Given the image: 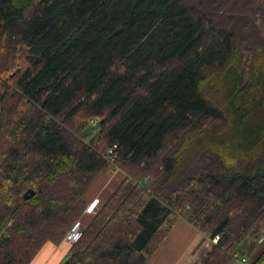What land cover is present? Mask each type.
I'll return each instance as SVG.
<instances>
[{"label": "trees", "instance_id": "trees-1", "mask_svg": "<svg viewBox=\"0 0 264 264\" xmlns=\"http://www.w3.org/2000/svg\"><path fill=\"white\" fill-rule=\"evenodd\" d=\"M113 169L63 264H146L181 219L202 264L264 239V0H0V264L60 245Z\"/></svg>", "mask_w": 264, "mask_h": 264}, {"label": "crops", "instance_id": "crops-1", "mask_svg": "<svg viewBox=\"0 0 264 264\" xmlns=\"http://www.w3.org/2000/svg\"><path fill=\"white\" fill-rule=\"evenodd\" d=\"M124 178L123 172L114 169L101 175L85 197L87 205L97 198L100 199V203L107 200ZM90 216H84L85 225L90 223L92 219ZM87 217L89 219L86 221ZM214 244V241L205 238L193 225L181 219L161 247L148 258L146 264H202V258L210 253ZM71 248L72 246L64 240L60 245L48 243L31 264H63ZM262 252H264V241L247 238L235 254V264H253Z\"/></svg>", "mask_w": 264, "mask_h": 264}, {"label": "built area", "instance_id": "built-area-1", "mask_svg": "<svg viewBox=\"0 0 264 264\" xmlns=\"http://www.w3.org/2000/svg\"><path fill=\"white\" fill-rule=\"evenodd\" d=\"M114 152V150H110L109 154H112ZM146 182H149V178L147 177L145 179ZM100 204V199H94L91 203H89L86 207V210L84 212L83 217H81L80 219H78L73 226L71 227V229L69 230V232L66 234L65 238H64V242L73 246L75 244H77L83 237L84 234V228H85V223L83 221L84 216H89V215H93ZM260 242H263L264 239L261 238L259 240ZM243 262H247L246 260H244Z\"/></svg>", "mask_w": 264, "mask_h": 264}, {"label": "water", "instance_id": "water-1", "mask_svg": "<svg viewBox=\"0 0 264 264\" xmlns=\"http://www.w3.org/2000/svg\"><path fill=\"white\" fill-rule=\"evenodd\" d=\"M35 195H36L35 190L30 189V190H28L27 193L25 194L24 199H25L26 201H29V200H31L33 197H35Z\"/></svg>", "mask_w": 264, "mask_h": 264}, {"label": "rangeland", "instance_id": "rangeland-1", "mask_svg": "<svg viewBox=\"0 0 264 264\" xmlns=\"http://www.w3.org/2000/svg\"><path fill=\"white\" fill-rule=\"evenodd\" d=\"M104 201H102V203H100L99 205L101 206L103 204ZM83 217V216H82ZM90 218H92V216H90ZM89 219V217L86 218V221ZM92 220V219H91ZM244 261V260H243Z\"/></svg>", "mask_w": 264, "mask_h": 264}]
</instances>
